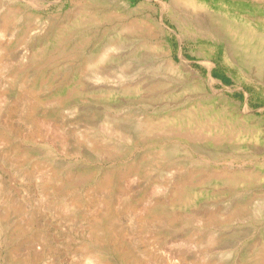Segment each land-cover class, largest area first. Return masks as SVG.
<instances>
[{"label": "rangeland", "instance_id": "1", "mask_svg": "<svg viewBox=\"0 0 264 264\" xmlns=\"http://www.w3.org/2000/svg\"><path fill=\"white\" fill-rule=\"evenodd\" d=\"M200 1L205 7L196 9L187 0H0V78L21 84V76L40 67L49 82L31 93L34 99L76 93L70 104L85 101L78 104L81 113H95L99 125L120 114L130 128L137 117H149V126L140 125L142 154L167 144L170 162L203 156L219 166L218 186L210 180L205 188L209 208L220 201V264H264V0ZM252 33L250 43L241 40ZM74 44L79 55L73 61L63 50ZM103 51L108 55L101 60ZM6 58L19 65L17 72L3 66ZM103 67L110 73L107 86L89 88L87 81L98 80L95 70ZM23 106L28 103L18 109ZM160 127L175 134L166 137ZM188 134L201 138L192 141ZM108 139L112 149H124ZM30 166L10 164L0 153V199L41 202ZM150 171L143 182L163 178L160 170ZM52 195L42 201L54 199L48 203L62 208ZM58 221L51 236L55 252L43 264L80 262L77 243L69 252ZM0 245L2 262L6 247Z\"/></svg>", "mask_w": 264, "mask_h": 264}, {"label": "bare ground", "instance_id": "2", "mask_svg": "<svg viewBox=\"0 0 264 264\" xmlns=\"http://www.w3.org/2000/svg\"><path fill=\"white\" fill-rule=\"evenodd\" d=\"M187 1L205 7L200 0ZM2 20L5 27L10 23L7 17ZM254 36L240 38L250 43ZM68 38L73 41V34ZM77 46H65L64 54L67 51L73 60L79 55ZM107 55L103 51L100 59ZM7 58L1 61L3 66L17 72L19 65ZM106 68L94 69L98 80L87 81L89 88L107 86L110 73ZM21 78V84L6 76L0 78V153L10 164L30 163L27 173L36 184L34 196L43 199L53 194L62 210L48 203L54 199L43 202L36 198L39 203L0 199V242L6 247L0 264H43L56 248L51 236L58 220L68 237L69 252H73L72 242L77 243L74 245L82 262L72 264H220V201L212 200L214 208H209L205 188L210 180L216 183L214 188L218 186L219 166L211 165L203 156L170 162L172 150L167 144H156L142 154L138 148L145 126L140 125L146 122L149 126V117H137L136 126L130 128L120 114L105 118L99 125L95 113H81L79 106L85 101L73 99L70 104L76 93L54 101L34 99L31 93L49 82L40 67L32 76L24 74ZM13 90L15 96L10 94ZM25 103L28 106H23L24 110L18 109ZM192 122L188 121L187 128H192ZM162 127L160 133L166 137L175 134ZM187 136L192 141L196 137ZM108 137L124 149H112ZM110 159L113 161L106 164ZM165 167L168 173L163 174ZM151 168L160 170L163 178L143 182L141 178ZM53 209L56 212L52 213ZM12 213L20 216L11 220ZM1 256L0 245V261Z\"/></svg>", "mask_w": 264, "mask_h": 264}]
</instances>
